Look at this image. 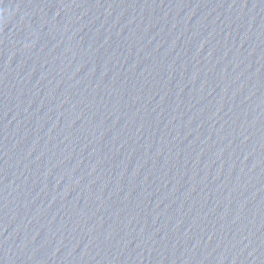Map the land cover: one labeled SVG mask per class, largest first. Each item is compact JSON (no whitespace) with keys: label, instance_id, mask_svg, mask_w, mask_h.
Here are the masks:
<instances>
[{"label":"water","instance_id":"obj_1","mask_svg":"<svg viewBox=\"0 0 264 264\" xmlns=\"http://www.w3.org/2000/svg\"><path fill=\"white\" fill-rule=\"evenodd\" d=\"M0 264H264V0H0Z\"/></svg>","mask_w":264,"mask_h":264}]
</instances>
